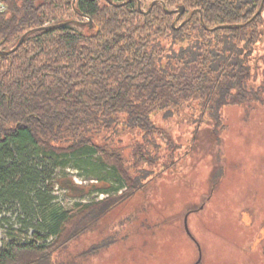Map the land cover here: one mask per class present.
<instances>
[{
	"label": "trees",
	"instance_id": "16d2710c",
	"mask_svg": "<svg viewBox=\"0 0 264 264\" xmlns=\"http://www.w3.org/2000/svg\"><path fill=\"white\" fill-rule=\"evenodd\" d=\"M1 1L0 222L9 238L0 264H43L106 203L142 188L139 178L169 154L154 113L218 120L223 106H264L262 0ZM127 133H136L130 159L118 144ZM97 152L127 191L50 204L53 170Z\"/></svg>",
	"mask_w": 264,
	"mask_h": 264
},
{
	"label": "rangeland",
	"instance_id": "374dc122",
	"mask_svg": "<svg viewBox=\"0 0 264 264\" xmlns=\"http://www.w3.org/2000/svg\"><path fill=\"white\" fill-rule=\"evenodd\" d=\"M183 112L152 115L166 130L158 142L169 154L139 178L146 184L113 206L106 203L79 236L43 264H264V106L250 111L223 106L218 120ZM134 134L118 143L128 159ZM49 182L50 204L61 209L127 191L125 184L115 188L123 182L102 164L99 152L70 158ZM11 221L19 229L15 214ZM8 238L0 222V245Z\"/></svg>",
	"mask_w": 264,
	"mask_h": 264
},
{
	"label": "water",
	"instance_id": "95a60500",
	"mask_svg": "<svg viewBox=\"0 0 264 264\" xmlns=\"http://www.w3.org/2000/svg\"><path fill=\"white\" fill-rule=\"evenodd\" d=\"M263 5H264V0H262V2H261V6H260L258 12H260V11L262 10ZM138 6H139V8H141V0L138 1ZM178 11H179V14L181 15V14L184 12V6L182 5V6L178 9ZM193 13H194V12H193ZM90 25L92 26V21H91V20H90ZM24 38H25V34H24V35L21 37V39L19 40L17 46H19V45L23 42ZM17 46H16V47H17ZM0 52H1V51H0ZM184 224H185V229H186L187 233L191 236V232H190V229H189V226H188V218H187V215H186V217H185V219H184Z\"/></svg>",
	"mask_w": 264,
	"mask_h": 264
},
{
	"label": "built area",
	"instance_id": "2783aa9c",
	"mask_svg": "<svg viewBox=\"0 0 264 264\" xmlns=\"http://www.w3.org/2000/svg\"><path fill=\"white\" fill-rule=\"evenodd\" d=\"M6 9V5L0 0V11H3Z\"/></svg>",
	"mask_w": 264,
	"mask_h": 264
}]
</instances>
